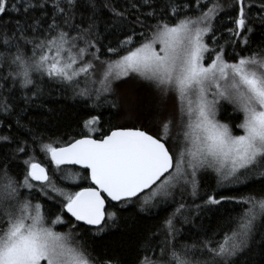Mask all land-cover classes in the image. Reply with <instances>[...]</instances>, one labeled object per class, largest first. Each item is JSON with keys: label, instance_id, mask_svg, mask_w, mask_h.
<instances>
[{"label": "snow or ice", "instance_id": "1", "mask_svg": "<svg viewBox=\"0 0 264 264\" xmlns=\"http://www.w3.org/2000/svg\"><path fill=\"white\" fill-rule=\"evenodd\" d=\"M113 35L115 46L103 43ZM254 35L262 38L255 48ZM126 80L154 91L164 109L172 101L157 134L99 127V109L131 114L143 103L137 89L110 99ZM45 83L49 97L53 87L71 92L96 111L80 138L54 140L39 130ZM0 116V264H125L119 254L94 256L88 240L117 228L120 210L145 190L140 212L180 202L164 240L149 237L135 264H264V0H0ZM37 151L51 169L36 162ZM21 156L22 179L11 172ZM64 165L87 170L92 186L58 187L82 178ZM203 174H214L217 188L253 191L237 198L214 189L204 198ZM38 197L60 206L50 224ZM209 214L218 218L211 234L196 223ZM178 216L191 226L184 237L191 243L178 239Z\"/></svg>", "mask_w": 264, "mask_h": 264}, {"label": "trees", "instance_id": "2", "mask_svg": "<svg viewBox=\"0 0 264 264\" xmlns=\"http://www.w3.org/2000/svg\"><path fill=\"white\" fill-rule=\"evenodd\" d=\"M122 4L123 0H119ZM7 18V17H6ZM227 16L221 15L220 20H224L227 23ZM220 20L215 21V23L219 26ZM155 21H149V23H154ZM230 27L231 24H228ZM101 31L103 32V27H101ZM223 31V29H221ZM221 32L217 31L216 35L220 36ZM226 38V34H225ZM119 39H123V36H120ZM113 41V46H115V42L117 41L116 36H107L106 39L103 40V43L107 44L109 41ZM262 38L259 35H254L252 37V47L255 48L260 42ZM206 42L210 46L212 45L211 39L206 38ZM224 39L219 40V44H223ZM240 51L239 48L236 49ZM228 51L231 52L232 48L228 47ZM242 55H247V52L241 53ZM227 59H232L231 57H226ZM101 59H106L105 56H102ZM46 79V78H45ZM128 82L123 86L131 89H137L139 91L140 96L143 99V103L141 106L131 114V116L123 115L120 108H112L110 106L103 107L99 109L102 115V123L99 127L107 133L114 127H141L144 130L150 132V134H157L159 126L158 121L162 117H169L173 114V104L172 101L168 102L167 109H164L161 106L160 99L158 95L147 88L143 83L127 80ZM120 82H116V95L110 97V99H118L119 96L126 92L123 91L122 87L119 84ZM45 89V97L43 102L45 104V109L40 110L44 111L45 115L40 116V131L44 132L47 137L51 139L59 138L61 141H67L69 137L80 138L82 131V124L85 119L89 117V113L96 114L95 110H90L86 104L88 103L85 100L77 98L76 100L71 99V92L66 94H60L54 87L52 88V95L49 97L47 92L49 90L50 85L45 83L43 85ZM80 87H85V83L83 79H81ZM127 90V91H128ZM30 94V93H29ZM67 96L68 98H65ZM53 109V112L47 113V109ZM37 110L33 109V112ZM227 111L231 112V106L227 107ZM225 114L221 115L219 118L222 122L225 121ZM51 117V118H49ZM0 119H3L0 116ZM27 121H25L26 123ZM238 122V121H237ZM126 124V125H124ZM175 133V129H173ZM94 138H100L98 133L92 134ZM26 159V157L21 156L20 160L17 161L19 164V168L13 167L11 172L13 175H19V178H23V168L24 165L22 161ZM36 162L41 163L42 165L52 168L50 161H48L42 154L37 151L36 154ZM67 171L72 173H80L81 179L73 184L71 181L65 180L63 182L57 183L58 187H63L70 191H79L81 187H89L91 186L89 179H84L83 177L87 176V171L82 170L80 168L74 166H63ZM201 186H200V195L206 198V195L214 194L213 190L215 189L217 193L222 195H231L239 198L240 196H246L250 192L253 191L252 187L248 186H235L234 189L228 188H217V178L214 174H203L200 178ZM78 185V186H77ZM26 191V190H21ZM149 190L145 191L140 195V199H136L135 203H130L126 208L120 210V223L117 228L111 229L107 233L101 234L99 237H93L88 240V244L91 246V251L94 256L106 257L112 254H119L122 259L125 261V264H135V258L137 256V249L140 248L145 241L151 237L153 243H158L164 240V234L166 232L165 228V220L169 217L171 213H173L178 207V203L180 202V197H176V202L172 200H168L165 203H161L154 208H150L149 211L140 212L139 206L141 197L148 193ZM219 198V196H217ZM39 201L44 204L45 214L49 217L48 222L51 221L52 218L55 217L56 214L60 212V206L56 205L52 201H47L43 197H38ZM163 199V198H158ZM36 201H33L35 203ZM184 202L188 204H192L193 198L185 193ZM202 201L197 198L195 199V203L199 204ZM116 204V203H113ZM119 208V205H116ZM226 207H232V205H227ZM115 208H109V211H115ZM67 219V214L65 215ZM191 219V218H190ZM217 217L209 216L204 217L203 221L200 219H196V223L200 224L201 222L205 225L209 234L216 229ZM183 217L178 216L174 221L175 227L181 229L180 237L178 238L180 243H191L192 240L189 238L187 240L184 239L186 234L190 229L189 224L182 225ZM81 227H84L81 225ZM57 232L66 233L68 232L67 226H56ZM79 229H77L78 231ZM192 231H197V229H192ZM157 233L158 235L152 236V234ZM159 253V249H157V254Z\"/></svg>", "mask_w": 264, "mask_h": 264}, {"label": "rangeland", "instance_id": "3", "mask_svg": "<svg viewBox=\"0 0 264 264\" xmlns=\"http://www.w3.org/2000/svg\"><path fill=\"white\" fill-rule=\"evenodd\" d=\"M128 81L126 80V81H124V82H120L119 84H121L120 86H123L124 84H126ZM122 89H123V91H127L129 88H127V87H125V86H123L122 87ZM121 111H122V113H123V115H127V116H131V114L130 113H128L125 109H124V107L123 106H121ZM124 125H126V124H124ZM150 195V191L148 192V193H146L144 196H142L141 197V199H143L144 197H147V196H149ZM49 224H50V222H49ZM55 231H57L56 230V226H55V229H54Z\"/></svg>", "mask_w": 264, "mask_h": 264}, {"label": "water", "instance_id": "4", "mask_svg": "<svg viewBox=\"0 0 264 264\" xmlns=\"http://www.w3.org/2000/svg\"><path fill=\"white\" fill-rule=\"evenodd\" d=\"M96 139H99V138H96ZM64 166H74V167H77V168H80V169H82V170H85V169H83L80 165H64ZM87 171V170H86ZM90 183H91V181H90ZM92 186V185H91ZM145 191H147V190H145ZM144 191V192H145ZM112 203H116V202H112Z\"/></svg>", "mask_w": 264, "mask_h": 264}, {"label": "bare ground", "instance_id": "5", "mask_svg": "<svg viewBox=\"0 0 264 264\" xmlns=\"http://www.w3.org/2000/svg\"><path fill=\"white\" fill-rule=\"evenodd\" d=\"M79 231V230H78Z\"/></svg>", "mask_w": 264, "mask_h": 264}]
</instances>
